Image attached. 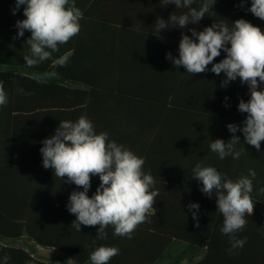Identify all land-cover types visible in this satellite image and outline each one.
<instances>
[{
	"label": "crops",
	"instance_id": "crops-1",
	"mask_svg": "<svg viewBox=\"0 0 264 264\" xmlns=\"http://www.w3.org/2000/svg\"><path fill=\"white\" fill-rule=\"evenodd\" d=\"M74 3L83 13V18L79 21L80 32L66 44L60 45L59 51L53 53V56L63 54L67 57L66 67L74 72V75L78 78L91 79L98 88L94 89L93 94L82 99L81 105L73 104L80 101L76 98L67 99L69 105L66 107L59 105L65 103L62 98L49 99L38 95L21 94L16 97L15 108L11 105L9 108L0 109V114H14L6 119L0 118V166L21 170L10 174L11 180H7L6 177L5 181L38 185L28 187L35 188L37 190L35 194L22 190V187L18 191L0 190V198L19 200V213L25 209L21 207V205L24 206L25 201L20 200L26 197L42 198V200L49 197L69 200L74 190H83L75 184L67 183V177L64 180L56 177L54 169L43 167L40 152L43 147L42 141L55 134L60 121L75 122L80 116H86L93 122L97 133L107 132L109 139L117 142V135L131 133V131L133 133L155 132L159 126H162L164 134L169 136L173 132L196 133L195 135L203 136L218 134L222 131L231 139L233 134L228 131L227 125L235 124L238 128L243 127V121L247 117V113H241L238 110L241 99L245 102L250 99L247 84H241L237 79L226 86L223 85L226 79L225 74L216 75L211 72V64L208 66L209 71L188 74L183 66L175 67L173 59L179 56V41L182 34L191 36L189 29L192 28L199 32L215 22L226 23L231 28L232 22L242 18L264 30V20L248 11L251 0H244L243 3L241 0H217L212 10L198 24L189 23L187 28L183 29L173 26L159 32L156 31L155 25L158 17L167 20L172 13L180 14L187 9H176L173 4L165 6L161 0H74ZM201 3L202 0H195L193 7L199 8ZM25 18L24 15L0 16V41L3 42L1 53H15L16 49L9 48L10 44L14 45L16 41L28 38L31 34L25 30L23 37L15 38L18 32L15 27L16 21ZM169 53L173 59H166ZM225 56L226 53L222 51L214 63L220 62ZM123 72L143 73L138 74L136 79L133 78L126 85ZM129 75L132 76V73ZM174 86L180 88L178 100L182 114H170ZM126 87L136 89L130 94L131 92L125 90ZM258 90H264V85H261ZM202 111L210 114H200ZM224 111L229 114H220ZM55 114L66 116L62 119L59 118L60 116H54ZM225 116L227 118H224ZM236 135L241 138V143L236 145V149L245 148L246 151H243L239 159H233L231 155L223 159L228 172L227 178L235 181L241 174L248 175L249 169L256 171V177L253 180L254 190L251 193V199L255 203L254 214L249 217L259 215L261 219L258 223L254 220L249 221L245 229L262 232L264 231V192H260V189L264 188V141L261 142V148L257 151L254 146L244 142L242 132L238 131ZM184 141L187 142V138ZM166 144H169L171 151L164 159L171 163L170 138ZM185 148L189 146L187 144L181 146V150L185 151ZM205 149L211 151L208 147ZM134 153L139 156L138 152ZM147 156L151 159L144 158L147 161L143 171L154 177L155 185L151 190H158L159 195L155 198V211L149 212L146 222L139 224L136 229L166 232L169 237H173L166 238L164 243L173 245L174 249L171 253L163 255L151 254L146 258L137 255L115 260L132 264L141 262L198 264L204 261L205 250L189 249L188 244L181 240L188 235V232L198 229L192 217V213L196 210H190L188 205L199 204L197 215L201 225L203 219L207 220L205 211L208 206H211L213 196L210 201V198L200 191L202 186L196 185L188 189V180L185 178L176 179L172 174L157 175L155 155L147 149ZM218 159V154L214 153L212 165L218 164ZM170 163L168 166H171ZM164 167H166L165 164ZM175 180L179 181V185H174ZM99 184V177L92 176L89 197L95 193ZM64 203H51V206L54 208ZM11 206L12 203L5 205L6 208L3 209L7 210ZM40 207L43 213H47L45 209L50 206L43 202ZM222 226L223 220L215 228L219 232L216 238L217 244L228 246L230 237L220 231ZM98 227V225H81L82 230L98 229ZM109 228L111 227L107 229ZM177 232L180 235H177ZM254 243L250 241L249 245H258L260 241L254 240ZM148 245L156 247L157 244L150 241ZM41 250L50 251L56 256H42ZM38 252L41 259H56L74 264L61 252L43 247H38ZM229 260L225 256L217 257L211 264L224 261L228 263Z\"/></svg>",
	"mask_w": 264,
	"mask_h": 264
},
{
	"label": "clouds",
	"instance_id": "clouds-1",
	"mask_svg": "<svg viewBox=\"0 0 264 264\" xmlns=\"http://www.w3.org/2000/svg\"><path fill=\"white\" fill-rule=\"evenodd\" d=\"M161 2L165 6L173 4L176 9L187 11L180 14L174 12L167 20L158 17L155 23L157 32L173 26L183 29L189 23L198 24L217 0H202L199 8L193 7L195 0ZM15 5L13 14L24 5L23 15L26 17L16 21L18 32L15 38L23 37L25 30L31 33L26 41L30 54L23 57L26 66L32 68L48 60L64 66L67 57L53 59V53L80 32L79 21L83 13L74 0H15ZM248 11L264 20V0H251ZM232 25L230 28L226 23L215 22L199 32L195 28L189 29L191 36L182 34L179 41L178 58L173 59L170 53L166 56V59H173L175 67L183 66L188 74L209 71L211 64V72L225 74L223 85L237 79L241 84L248 85L250 99L247 102L241 99L238 104V110L247 113L243 127L228 124V131L233 134L231 139L227 142L216 139L210 144L211 151L217 153L221 160L229 155L239 159L246 151L245 148L236 149V145L241 143L240 136L236 135L238 131L243 133L244 142L257 151L264 141V90H258L264 85V30L242 18L232 22ZM222 51L226 53L225 58L214 63ZM53 75L51 72L33 73L32 78L45 82ZM18 91L24 93L23 89ZM7 103L8 94L0 82V106ZM42 144L43 167L54 169L56 177L62 180L67 177V183L83 189L74 190L67 204L68 211L76 216L71 224L76 231L81 230V225H98L96 239L103 240L108 235L106 229L112 226L115 236L131 239L137 226L146 222L147 214L155 211V198L159 191L151 190L155 179L143 171L145 159L110 140L107 132L97 133L93 122L86 116H80L75 122L60 121L55 134L43 140ZM92 176H98L100 184L89 197ZM255 177L254 169H249L248 175L241 174L235 181L225 178L212 166L197 163L193 169V178L203 185L200 191L209 198L215 193L217 210L223 216L220 231L230 237V253L243 248L246 243V237L238 239L236 234L247 226L246 216L254 214L255 203L251 193ZM260 192H264V188ZM188 207L196 210L192 217L195 226L199 227V204L190 203ZM119 254L118 247L99 246L90 254V261L91 264H108ZM9 258L5 256L4 261Z\"/></svg>",
	"mask_w": 264,
	"mask_h": 264
},
{
	"label": "trees",
	"instance_id": "trees-1",
	"mask_svg": "<svg viewBox=\"0 0 264 264\" xmlns=\"http://www.w3.org/2000/svg\"><path fill=\"white\" fill-rule=\"evenodd\" d=\"M15 7V0H0V16L14 15L12 10ZM24 7V5H21L15 15H23ZM30 36L31 34H29L28 38L16 41L14 45L10 44L9 48L16 49L15 53H1L3 42L2 40L0 41V82L3 83L4 90L8 94V103L0 106V109L4 107L9 108L11 105L15 108L16 97L24 93H32L31 95L43 96L49 99L62 98L65 100V103L59 105L66 107L69 105L67 99L76 98L80 101L73 104L81 105L80 103H83L82 99L93 94L94 89H97L98 85H95L91 79L78 78L77 75L73 74L74 72H71L66 67L68 63L64 66H59L54 64L52 60H48L32 68L27 67L23 57L30 54L27 53L30 51V47L26 43ZM9 42L11 43V41ZM61 56L64 55H55L53 59ZM44 72H51L54 75L45 82H37L32 78L33 73ZM123 73L125 75L123 78L124 82L128 85L127 82L133 80V78L136 79L138 74H142L143 72ZM130 73H132V76H128ZM88 88L91 90L88 91ZM19 89H23L24 93L19 92ZM135 89L134 87L125 88V90L131 92L130 94ZM179 91L180 88L178 86L172 88L170 114H182L178 100L180 98ZM200 114L210 113L202 111ZM220 114L229 113L224 111ZM10 115L14 114H0V118L6 119ZM54 116H60L59 118L64 119L65 117L63 116L66 115L55 114ZM224 118H227V116ZM222 121L224 122V120ZM159 128L161 129L159 130ZM159 128L155 132L133 133L131 131V133L117 135V143L124 145L133 152H138L139 157L146 159L149 158L147 156V149H149L155 155L156 174H172L176 179L178 177L185 178L188 180V189L196 185L199 187L203 186L201 182L193 178V169L197 163H200L202 166L215 167L218 172L227 178L228 172L223 160L219 158L217 160L218 164L215 163V165H212L214 153L205 149L206 147L210 149V143L216 139H222L225 142L230 140V136L227 133L221 131L218 134H204L201 136L195 135L196 133L180 134L173 132L169 136V134H164L162 126H159ZM169 138L172 142L171 163L164 159L171 151L169 144H166ZM186 138L187 142L184 141ZM184 144L189 146V148H185V151L181 150V146ZM179 147L180 149H178ZM169 163L171 166H168ZM164 164L166 167H164ZM20 171L13 167L0 166V190L18 191L22 187V190L35 194L37 190L35 188L29 189L28 187L38 186L36 184L5 181L6 177L7 180H11V177H9L10 174ZM174 185H179V181L175 180ZM212 196L211 206H208L205 211L207 213V220L203 219V223L199 225L198 229L194 230V232H188V235L181 240L183 243L188 244L189 249L205 250L206 258L198 264H211L214 258L222 256L228 257L230 260L228 263L224 261L219 264H264V231L254 232L249 229H244L242 232L237 233L236 237L238 239L246 237V243L243 248L235 249L232 253L229 252L231 244L228 246H219L217 244L218 241L216 238L219 232L215 228L223 220V216L217 210L215 193ZM20 201H25L24 206L21 205L25 209H22L19 213V200L16 198L12 200L0 198V264H68L62 260L41 259L38 247L61 252L65 256H68L74 264H91L90 254L99 246H114L120 249V254L113 257L108 264H132L130 262L120 263L115 259L137 255L146 258L151 254L163 255L171 253L174 249L173 245L170 246L164 243L166 238L173 236L169 237L162 230L150 231L135 229L132 238L129 239L127 237L115 236L114 228L110 226L111 228L106 229L108 234L107 238L103 240L96 239L98 229H81L78 232L75 228L71 227L76 216L71 214L67 209L68 199L58 200L49 197L46 200H42V198L26 197ZM43 202H46L50 206L45 209L47 213H43V209L40 207ZM63 202H65L64 205H56L54 208L51 206V203L57 204ZM11 203L12 206L10 208H7V210L3 209L6 208L4 207L5 205ZM246 219L247 223L253 220L258 223L261 217L259 215L254 217L246 216ZM177 235L180 234L177 232ZM254 240H259L260 243L258 245H249L250 241H252V244H255ZM150 241L155 242L157 244L156 247H153L154 245H148ZM5 256L10 257L6 262L4 261ZM138 264L147 263L141 262Z\"/></svg>",
	"mask_w": 264,
	"mask_h": 264
},
{
	"label": "rangeland",
	"instance_id": "rangeland-1",
	"mask_svg": "<svg viewBox=\"0 0 264 264\" xmlns=\"http://www.w3.org/2000/svg\"><path fill=\"white\" fill-rule=\"evenodd\" d=\"M40 253H41L42 256H45V257L56 256V254H53L52 252L46 251V250H41Z\"/></svg>",
	"mask_w": 264,
	"mask_h": 264
}]
</instances>
